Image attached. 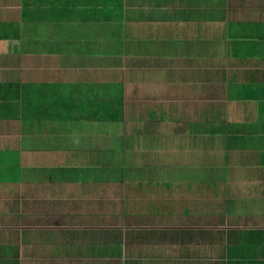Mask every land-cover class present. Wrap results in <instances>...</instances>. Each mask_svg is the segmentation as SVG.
I'll list each match as a JSON object with an SVG mask.
<instances>
[{"label":"crops","instance_id":"1","mask_svg":"<svg viewBox=\"0 0 264 264\" xmlns=\"http://www.w3.org/2000/svg\"><path fill=\"white\" fill-rule=\"evenodd\" d=\"M221 1L0 0V162L29 158L7 153L24 120L58 114L71 163L74 110L138 109L113 119L137 141L117 174L91 161L76 187L60 155L12 165L0 264H264V0Z\"/></svg>","mask_w":264,"mask_h":264},{"label":"rangeland","instance_id":"2","mask_svg":"<svg viewBox=\"0 0 264 264\" xmlns=\"http://www.w3.org/2000/svg\"><path fill=\"white\" fill-rule=\"evenodd\" d=\"M230 1L232 0H226L225 3H223V5L226 6H230L232 7V3H230ZM220 2V3H221ZM218 7V6H217ZM216 8V6L214 7ZM209 13L211 12V10L209 9H204V13ZM232 12V8L230 10V13ZM226 14V13H225ZM231 19V15H228ZM223 21L226 23L225 19H223ZM231 28V27H230ZM32 36V35H30ZM34 45H31V47H33ZM232 44H230V48H231ZM12 78V77H11ZM11 78L9 80H11ZM212 80V78H211ZM214 82H207V86H211ZM205 84V82H204ZM7 86H2L0 87V91L5 92ZM9 88V87H8ZM8 99L7 95L4 96V98L0 97V100L5 101V99ZM226 101H229V98H224ZM219 100V99H217ZM188 103V100H187ZM181 105H179V109H175L173 111V113L168 115L167 117L173 120H180L182 116V113L180 112V109H182L186 114L188 113V110L185 106H183V101L180 102ZM5 105V104H3ZM123 103L121 102L116 103L115 100L113 102H111V105L107 106V111L110 117H106V114L104 113L103 116L105 118V121L108 120L110 118L111 124H108L109 122L103 123V122H98L99 120V115L95 113L96 107H93V110H88L86 111L85 109H78V110H74L73 114H71L73 117H77L79 120L78 121V125H76L75 127L72 125L70 128L67 129H74L73 134L79 133L78 136L76 137V139L73 140V144L77 145V151L78 153H76L77 159L73 160L71 163H69L70 159L66 158L67 155V150L68 148H65V146H69L70 143L72 142L71 140H69V138H65L66 136L60 138V139H54L50 134H54L55 132H58L57 130L61 131L64 130V127H62V129H60L61 124H64V122L62 121H56L55 118L56 116H59L58 114L55 115H47L46 118H44V120H42V118L39 120V122H34V121H29L28 120H24L25 123V127L23 128V131H21L22 133V138H17L16 139V147L13 146L12 148H10L9 146L5 147V148H10L11 151L7 152V153H13L14 154V150L18 149V147H20L21 149H28L30 150V152L27 154L26 153V157L29 158H36V160L34 162H32V164H36L35 167L40 166L41 164H46V160H44L42 162V154L44 153V158H46L47 156H49L48 158H50V155L47 154H54V155H60L61 157H64L66 161V163L68 164H73L76 162V164L78 165H73V166H78L79 170H73L72 176L73 177H77L76 180L77 183L73 182V185H75L76 187H80L79 183L81 184L82 187L86 186V183L83 182L84 177L86 176L87 172L90 171V166L92 164L91 161H101L99 163H93L94 165L97 166H102V165H106L109 166V170L108 172L111 174H117L121 168H120V164L121 167H123V164L121 161L123 160H129V162L134 158V144L137 142L135 140H133L130 143H128V145L125 147L124 146V141L125 138L121 135L120 130H117L118 125L116 123H114V118H118L119 114H126V116L135 115V112H137V108L135 105L130 104L126 106V110H124V108H122ZM188 106V105H187ZM193 106V105H192ZM1 107V106H0ZM18 110H21L22 112V108H18ZM2 110H0L1 112ZM16 111V110H15ZM84 111L90 115L91 117L89 118L91 121L92 120H97V121H93L92 123L89 124V127H87V122L85 120V118H83V115H85L86 113H84ZM5 112H9L10 114H12L14 111L13 109H6ZM185 114V117H186ZM23 116V115H22ZM29 115L25 114V117H28ZM203 117V115H202ZM206 117V115H205ZM68 118H69V114H68ZM195 122V121H193ZM59 124V125H58ZM62 126H66V124L62 125ZM95 127L100 128L99 130L94 129ZM48 135V136H47ZM83 135V136H82ZM25 136V137H24ZM32 136V137H30ZM60 145V147L58 146ZM2 150H4V147L2 148ZM65 150V151H64ZM1 151V150H0ZM6 151V150H4ZM48 152H53V153H48ZM61 152V153H60ZM8 154L9 157L11 156H18V154ZM18 158V157H17ZM7 159L6 162L2 161L0 162V182L5 180V178H8L9 175L12 176H16L17 175V171L14 170L15 167H13L12 165H20L23 163L29 164V158H25L26 161L25 162H21L18 159ZM39 160V162H38ZM50 160V159H49ZM127 165V169L130 170L131 167L129 166V163L126 164ZM9 166V167H7ZM34 167V168H35ZM17 170H20V167L16 168ZM31 169V168H28ZM101 169V168H100ZM10 170V171H9ZM13 170V171H11ZM118 170V171H117ZM149 170L151 169H143L144 172H150ZM45 170H42V174H38L36 173V179L31 178L30 180L36 181V184H38V186H36L35 188H33V192H35V190H37L39 192V195H42V177H45V175L43 174ZM102 170H100V174H98V178H96L97 180H99V178L101 176H103V179H107L106 178V174H104L103 172H101ZM141 171V172H143ZM8 173V174H6ZM27 174L26 169L24 170V175ZM150 174V173H149ZM108 176V175H107ZM4 177V179H3ZM117 180H120L119 176L115 177ZM123 180V179H122ZM32 189L26 190L31 191ZM34 195V193L32 194ZM80 201V198H79ZM40 200L35 196L33 197V199H31L29 204H37L39 203ZM20 204V203H19ZM24 204H27V202H25ZM26 208V207H24ZM2 221H5V219L2 218ZM5 223V222H2Z\"/></svg>","mask_w":264,"mask_h":264}]
</instances>
